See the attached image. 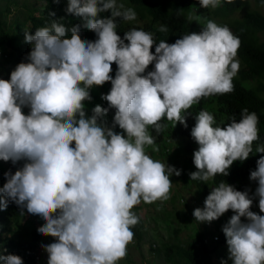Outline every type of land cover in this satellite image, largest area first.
I'll use <instances>...</instances> for the list:
<instances>
[{"label": "clouds", "instance_id": "obj_1", "mask_svg": "<svg viewBox=\"0 0 264 264\" xmlns=\"http://www.w3.org/2000/svg\"><path fill=\"white\" fill-rule=\"evenodd\" d=\"M198 2L200 8L221 6V0ZM128 7L117 0H68L65 12L81 18L83 28L97 39H81V25L67 28L51 20L34 34L24 32V42L31 47L27 62L16 65L10 79H0V161H24L14 174L4 173L0 211L11 201L26 209L28 218L31 214L42 219L38 234L55 238L38 244L36 264L43 259L45 264L123 260L134 239L132 228L140 221L134 206L168 200L170 176L181 175V170L146 154V146L160 151L153 131H164L165 118L187 127L185 113L193 105L234 91L241 41L228 26L208 20L199 33L183 35L172 44L157 43L152 32L136 28L121 38L119 21L137 19ZM105 12L110 16L101 18ZM158 31L169 29L161 25ZM113 63L115 78L110 75ZM149 65L153 69L146 72ZM106 82L111 88L107 93L105 87L101 106H85L92 100L91 89ZM24 108L29 109L27 115ZM229 121L222 128L213 126L210 112L196 114L191 137L199 147L193 152L196 171L189 173L191 180L228 176L234 161L243 162L253 153L260 139L257 114L243 108L239 122L234 116ZM255 152L264 153V144H257ZM249 180L257 183L251 195L221 180L203 208L192 213L201 223L232 210L222 226L232 264H264V215L250 210L258 198L259 212L264 213V155ZM0 261L24 264L15 254H0Z\"/></svg>", "mask_w": 264, "mask_h": 264}, {"label": "trees", "instance_id": "obj_2", "mask_svg": "<svg viewBox=\"0 0 264 264\" xmlns=\"http://www.w3.org/2000/svg\"><path fill=\"white\" fill-rule=\"evenodd\" d=\"M68 0H60L59 3L53 0H46L43 12L40 16L33 17L30 20V34H34L38 27L47 26L51 20H60L67 28L74 25H81V39L94 41L97 39L96 34L86 28H83V21L79 17L65 12ZM130 6L137 13L135 21H119L117 34L123 38L124 33L132 28L142 29L146 32H152L157 43L165 40L166 43L172 44L175 40L189 33H199L206 26L208 17L212 14L209 8H200L198 0H129ZM238 9L236 0L234 3L227 4L225 0L221 6L213 10V17L218 18L220 22H228L231 26V31L239 37L241 44L238 50L237 59L240 62V69L236 77L233 78L234 91L217 96H209L201 99L198 104L193 105L188 113H185L187 127H184L179 122L174 126L173 122L166 118L161 121L166 125L164 131L157 134L153 131V136H156V143L159 148L166 146V143L171 139H180V146H183L182 170L185 172L184 180L190 179L189 173L196 171L195 167L191 168L189 152L196 151L198 144L191 137V129L195 125V116L201 110H205L213 114L216 124L213 126H221L222 128L229 123V117H235L236 121L240 120V112L243 108H247L249 112H255L259 118L258 129L260 139L253 144V153L243 162L234 161L229 168L228 176H216L213 180L208 181L213 186H218L222 180L227 184H232L235 181H243L249 179L250 171L255 170L256 161L264 153H256L255 147L257 144H264V98L260 96L259 91H264V39L259 37L264 35V0H253L247 6L245 13L240 18H235L229 21L230 17ZM54 12V17H49L48 13ZM4 10L0 7V42L11 48L10 59L7 67L0 63V79H10V73L21 62H27V55L31 51V47L24 42V31L19 24H16L12 33L7 30V22L4 19ZM101 18L110 16V12L100 14ZM119 20V18H117ZM139 21H144L140 26L136 25ZM161 25L167 26V33L159 32ZM70 32L67 34L70 36ZM2 38V39H1ZM20 42V46L17 43ZM127 43V41H125ZM155 51V46L151 49ZM1 55V53H0ZM6 58L9 54H3ZM112 71L110 75L115 78L117 65H111ZM153 69L149 65L147 71ZM256 81V85L247 87L245 82ZM108 86L107 93L111 88V83L106 82ZM88 115H91V110L86 109ZM114 115L115 109L111 111ZM183 115V113H182ZM110 125L112 120H108ZM118 127V126H117ZM117 127L114 131L117 132ZM152 131V129H151ZM160 142H163L162 145ZM195 144V146H194ZM74 146V145H73ZM195 147V149H194ZM194 149V150H193ZM166 153L165 151H163ZM24 161H19L13 165L10 161H0V187L6 183L4 176L5 172H14L23 166ZM163 163V162H162ZM207 182L195 180V186L198 190L205 194L207 191ZM207 194V193H206ZM253 205V204H252ZM137 208V207H136ZM23 211V215L21 212ZM26 209L19 208L15 203L9 201L6 210L0 211V254L8 255L15 254L23 259L24 264H36L35 251L40 241L47 240V236L38 234L37 227L33 226L31 220L27 217ZM31 214L29 218H31ZM139 217V216H138ZM140 218V217H139ZM228 218L222 215L216 221V226H222L227 223ZM143 221L140 218L139 223L132 228L134 239L137 244L140 243L143 236ZM219 239L215 240V245L210 246L205 238V234L200 232L195 235L192 240L184 245L180 242H175L172 246H166L164 251L165 259L171 264H212V253L216 246L226 244V238L222 232L219 233ZM54 238L48 239L49 244L53 243ZM151 250H155L151 247ZM157 253L158 250L156 249ZM227 264H232L231 260L227 259ZM3 264V261H0ZM47 264V263H46Z\"/></svg>", "mask_w": 264, "mask_h": 264}, {"label": "rangeland", "instance_id": "obj_3", "mask_svg": "<svg viewBox=\"0 0 264 264\" xmlns=\"http://www.w3.org/2000/svg\"><path fill=\"white\" fill-rule=\"evenodd\" d=\"M251 1L253 2V0H236L238 9L230 17L229 21H232L235 18H240L245 13L246 8L250 5ZM117 3L124 4L125 8L130 5L129 0H117ZM222 3L223 0H221V4ZM44 4L45 0H0V7L4 10L3 16L7 22V30L12 33L16 24H19L23 26L22 31H29L31 28V18L37 17L41 14ZM213 10L214 9L209 8V12L212 16L208 17V19L213 20L218 25H226L231 30V25L228 22H220L218 18L213 17ZM138 23L142 25L144 21H139ZM259 37L264 39V35L262 34H260ZM17 45H20V43L18 42ZM11 51V48L6 46L4 42H0V63L5 67H7L8 60L10 59ZM4 53L9 54V57L5 58L3 56ZM245 85L247 87L255 86L256 81L245 82ZM104 89L105 85L94 86L91 89L92 100L85 101V106H101L103 101L101 96L103 95ZM259 94L264 98V91H259ZM23 112L27 115L29 109L24 108ZM108 117L109 115L107 114L105 118ZM118 130L122 132L119 127ZM179 140L180 139L178 138L169 140L166 143V146H162V149L160 148L159 152H153L151 146L145 147L146 154H148L150 158L174 166L176 169L181 170V175L170 176L172 186L170 189V198L168 200L163 202L157 201L152 204L141 202L139 205L134 206L132 211L143 221V236L139 244L133 240L132 243L127 246V256L123 260L118 261V264H171L165 259V247L172 246L175 242L187 245L192 238L200 232L205 234V238L210 246L217 243H215V236H219V233L222 230V225L219 224L217 227L216 220L199 223L192 215L195 208H203L205 198L210 193L211 189L216 186L207 182V191L203 194L195 186V180H184L185 172L182 170L183 166L181 163L184 150L182 149L183 146H180L181 144L179 143ZM160 143L162 145L163 142ZM193 152L194 151H191L187 155L192 158L191 168L195 167L193 164ZM229 185L234 186L238 191L248 189L249 195L254 193L257 187V183L255 181H250L249 179L243 181L238 180ZM250 210L257 214L264 215V213L259 212L258 198L253 200V205ZM233 214L232 210H228L224 215L230 218ZM28 219L32 221L34 227L39 228L43 224L42 219L36 215H33ZM241 219L242 221L244 220V218ZM49 238L50 236H47V240L40 241L39 246L41 247V245L49 244ZM53 242H55V238ZM151 247L155 250L157 249L158 252L156 253L155 250H151ZM227 259V247L225 245L216 246V249L212 253V264H221V260L226 261ZM39 264H45V259L41 260Z\"/></svg>", "mask_w": 264, "mask_h": 264}, {"label": "built area", "instance_id": "obj_4", "mask_svg": "<svg viewBox=\"0 0 264 264\" xmlns=\"http://www.w3.org/2000/svg\"><path fill=\"white\" fill-rule=\"evenodd\" d=\"M218 239V236H215V240H217Z\"/></svg>", "mask_w": 264, "mask_h": 264}]
</instances>
